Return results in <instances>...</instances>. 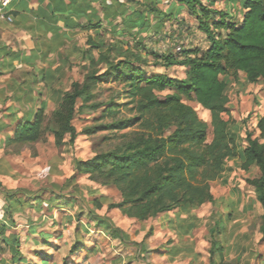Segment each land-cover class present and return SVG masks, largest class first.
<instances>
[{
  "label": "trees",
  "instance_id": "obj_1",
  "mask_svg": "<svg viewBox=\"0 0 264 264\" xmlns=\"http://www.w3.org/2000/svg\"><path fill=\"white\" fill-rule=\"evenodd\" d=\"M226 1L239 4V21L227 18V11L216 10L202 0H171L167 10L156 6L155 0L152 4L138 0H110L106 4L104 0L99 2L104 11L113 6L115 10L105 12L103 20L88 16L91 5L74 1L65 4L59 12L85 18V22L76 25L85 33L81 50L85 68L82 80H72L59 91L49 112L40 107L31 117L13 120L2 146L31 147L45 141L49 134L55 145L72 146L78 135L72 124L75 111L104 107L100 119L108 120L88 126L82 133L108 131L111 136L105 140L110 141L109 147L87 159L74 158L72 174L62 184L52 183L51 192L71 189L70 193L80 196L76 178L86 175L90 181L112 185L120 193L118 202L107 201L104 196L93 198V207L106 204L107 209H118L122 215L143 222L161 213L193 210L204 203H214L210 182L226 170L228 160H233L240 170H257L245 183L252 188L260 205L259 231L264 233V115L256 120L258 135L244 129L243 137L231 126L230 119L223 117L228 112L231 81H237L239 74L244 75L246 83L264 82V0ZM131 4L143 6L144 10L134 11L133 16L123 14ZM175 5L195 17L198 28L206 36L205 48L179 47L176 51L158 52L144 42L146 38L162 35L158 28L144 40L135 38V28L144 20H135V15L146 17L148 13H156L161 25L167 19L178 22ZM104 20L110 23V28L103 26ZM149 65L182 66L186 69L185 76L173 78L150 73L145 69ZM102 83H119L123 90L107 101H97L95 89ZM121 96L125 100L120 102ZM185 101L195 102L209 112L210 141H207V123ZM88 192L92 193L89 189ZM19 193L41 202L40 194L7 189L0 183V194L11 208L9 214L13 213V202L21 205L25 201L17 197ZM64 204L70 205L66 201ZM91 215L94 225L115 232L109 218ZM213 224L209 230L212 235L218 222ZM7 229V221L1 220L0 252L9 251L10 264L26 263L19 250V236L7 234ZM30 232L35 233V228ZM40 235L47 242L48 236ZM79 247L80 242L75 241L70 253ZM208 258V264H236L224 260L223 246L215 238L210 241Z\"/></svg>",
  "mask_w": 264,
  "mask_h": 264
},
{
  "label": "rangeland",
  "instance_id": "obj_2",
  "mask_svg": "<svg viewBox=\"0 0 264 264\" xmlns=\"http://www.w3.org/2000/svg\"><path fill=\"white\" fill-rule=\"evenodd\" d=\"M138 1L152 4V0ZM155 1V5L163 10H167L172 3L171 0ZM202 1L216 10L227 11V18L235 21L241 19L238 3L231 5L226 0ZM174 8L179 23L175 19H167L161 25L156 13H148L146 17L135 15V20L144 19L142 25L135 28V38L144 40L149 36L147 34L158 28L162 35L144 41L158 52L176 51L179 47L205 48L206 36L198 28L195 17L180 5ZM138 10L143 11L144 7L131 4L123 14L133 16L134 11ZM103 25L105 28L111 27L105 20ZM145 69L173 78H183L186 71L184 67L176 65L168 68L149 65ZM62 72L61 83L55 86L56 92L67 88L71 80H82L84 63L72 61ZM122 90L119 83H102L95 89L96 100L107 101ZM228 95V112L223 117L230 119L231 126L240 136H244V129L253 130L254 135H258L256 120L264 114V82L246 83L244 75L239 74L237 81H231ZM124 100L123 96L118 99L120 102ZM185 102L207 123V141H210L209 112L195 102ZM54 103V99L47 103L48 112L54 108ZM80 104L81 101H78ZM103 108L75 111L72 124L78 135L72 146L55 145L49 134L45 141L31 147L4 148L2 140L9 135L14 117H9L0 107V183L7 189H26L41 196L39 203L19 193L17 197L25 201L21 205L13 202V213L9 214L11 208L0 194V221H7V234H18L19 250L26 260L25 264H43V260L47 264H62L64 261L67 264H208L212 238L222 244L225 256L238 255L240 264H264L261 259L264 252L258 254L264 239V233L259 231L261 208L252 188L245 183V179L255 176L257 170H240L233 160H228L226 170L210 182V190L216 198L214 203L207 202L193 210L178 209L177 212L161 213L143 222L122 215L118 209H107L106 204L101 208L93 207V198L104 196L107 201L118 202L120 193L112 185L90 181L86 175L76 178V184L81 189L80 196L70 193L71 189L61 193L51 192L52 183L62 184L72 174L74 158L87 159L109 147L110 141L105 140L111 136L108 131L93 135L82 133L84 128L108 120L100 119ZM65 201L70 205L64 204ZM92 213L109 218L115 232L94 225ZM9 220L14 223L11 224ZM214 221L218 224L212 235L209 230L214 226ZM32 228H35V233L30 232ZM41 233L48 236L47 242L43 241ZM75 241L80 242V247L70 253ZM8 256L7 249L0 252L1 259Z\"/></svg>",
  "mask_w": 264,
  "mask_h": 264
},
{
  "label": "crops",
  "instance_id": "obj_3",
  "mask_svg": "<svg viewBox=\"0 0 264 264\" xmlns=\"http://www.w3.org/2000/svg\"><path fill=\"white\" fill-rule=\"evenodd\" d=\"M71 1L91 5L87 13L95 19L103 20L105 12L115 10L113 6L104 11L99 3L104 0H11V21L0 19V107L14 120L31 117L35 109L56 101L62 69L72 61L84 63L85 33L76 25L85 18L58 11ZM261 244L258 254L264 252V239ZM224 260L240 264L238 255H224ZM0 264H10L9 256L0 258Z\"/></svg>",
  "mask_w": 264,
  "mask_h": 264
},
{
  "label": "built area",
  "instance_id": "obj_4",
  "mask_svg": "<svg viewBox=\"0 0 264 264\" xmlns=\"http://www.w3.org/2000/svg\"><path fill=\"white\" fill-rule=\"evenodd\" d=\"M11 0H0V19L11 21V16L8 13V7Z\"/></svg>",
  "mask_w": 264,
  "mask_h": 264
}]
</instances>
